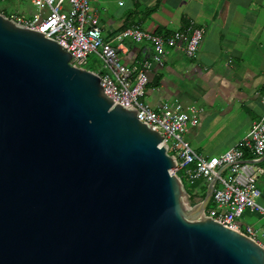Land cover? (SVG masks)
<instances>
[{
  "label": "water",
  "instance_id": "water-1",
  "mask_svg": "<svg viewBox=\"0 0 264 264\" xmlns=\"http://www.w3.org/2000/svg\"><path fill=\"white\" fill-rule=\"evenodd\" d=\"M0 13V264H264L192 205L167 143L95 72Z\"/></svg>",
  "mask_w": 264,
  "mask_h": 264
},
{
  "label": "crops",
  "instance_id": "crops-1",
  "mask_svg": "<svg viewBox=\"0 0 264 264\" xmlns=\"http://www.w3.org/2000/svg\"><path fill=\"white\" fill-rule=\"evenodd\" d=\"M89 3L97 13L104 41L117 47L127 65L150 60L153 51L146 41L124 39L118 43L115 37L126 28L137 26L163 37L177 31L188 36L191 25L204 28L194 58H188L183 47H167L162 63H152L143 97L153 108L164 102H178L184 108L201 109L197 125L189 126L184 134L197 154L208 158L226 152L263 115L260 96L264 93V0H89ZM63 7L66 8V3ZM0 13L30 20L46 14L47 9H38L30 0H5L0 2ZM246 158L253 160L250 154ZM256 162L259 167L256 186L261 193L257 202L264 207V154ZM221 171L224 173L227 168ZM193 194L197 196L196 191ZM244 217L254 218L255 224L264 220L246 210L238 220L240 228ZM257 225L260 240L264 224Z\"/></svg>",
  "mask_w": 264,
  "mask_h": 264
},
{
  "label": "built area",
  "instance_id": "built-area-1",
  "mask_svg": "<svg viewBox=\"0 0 264 264\" xmlns=\"http://www.w3.org/2000/svg\"><path fill=\"white\" fill-rule=\"evenodd\" d=\"M30 1L38 9L46 8L47 13L35 15L30 20L16 15L9 18L65 47L71 54L69 64L72 66L81 68L90 54H96L101 66L95 73L100 77L105 95L114 104L136 110L139 121L160 133L168 145L167 153L175 158L178 172L184 170L185 177L190 181L200 178L209 181L216 173L219 174L212 192L213 204L205 210V214L225 227L244 233L264 247V233L259 240L252 226L246 225L242 231L238 225L246 210L264 219V207L257 202L261 193L256 186L259 171L256 159L264 154V112L238 143L220 155L207 158L197 154L184 138L187 128L197 125L201 109L195 106L184 108L178 102H164L153 108L143 99L152 63H162L167 47H183L185 55L194 58L204 28L191 25L188 36L183 31H177L166 37L146 33L137 26L126 28L115 37L118 43L124 39L137 43L146 41L153 51L150 60L127 65L122 62L117 47L104 41L97 13L90 7L89 0ZM260 102L264 109V93ZM248 154L253 160L246 158ZM224 168L227 171L223 173L221 170Z\"/></svg>",
  "mask_w": 264,
  "mask_h": 264
},
{
  "label": "rangeland",
  "instance_id": "rangeland-1",
  "mask_svg": "<svg viewBox=\"0 0 264 264\" xmlns=\"http://www.w3.org/2000/svg\"><path fill=\"white\" fill-rule=\"evenodd\" d=\"M5 0H0V2H3ZM101 66V63L99 61V59L97 58V55L96 54H90L88 56V59H87V62L85 65H83L81 68L83 69H87V70H92V71H97ZM183 184L185 186V189L187 190V192L190 193V190H191V187H190V183L189 182H186L185 180H183ZM203 191V188L201 187L198 192L199 193H202ZM191 205L193 204L192 202L190 203ZM255 222L254 221V218H252L251 220L248 218V217H244L243 218V221H242V226H241V230L244 231L245 229V226L247 224H251L252 227L255 229L257 228L259 225L257 224H264V220H260L259 223H253Z\"/></svg>",
  "mask_w": 264,
  "mask_h": 264
},
{
  "label": "trees",
  "instance_id": "trees-1",
  "mask_svg": "<svg viewBox=\"0 0 264 264\" xmlns=\"http://www.w3.org/2000/svg\"><path fill=\"white\" fill-rule=\"evenodd\" d=\"M179 177H180V179H181V181H182V183H183V180H185L186 182H189L191 185H190V187H191V190H190V193L189 192H187L188 193V195H189V199H190V201L192 202V203H194V199H196V198H203V196H204V192H205V188H206V183H205V181H204V179H196V180H192V181H190V180H188L186 177H185V175H184V170H180L178 173H176ZM184 185V184H183ZM185 187V186H184ZM203 188V191H202V193H199L198 192V190L200 189V188ZM187 191V190H186ZM194 191H196L197 192V196H195L194 194H193V192ZM212 200H211V203H210V205H209V207H211L212 206Z\"/></svg>",
  "mask_w": 264,
  "mask_h": 264
}]
</instances>
